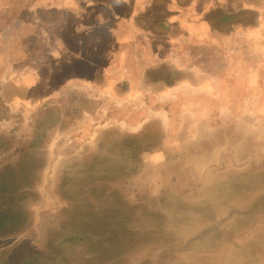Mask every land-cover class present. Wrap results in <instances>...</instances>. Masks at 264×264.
Listing matches in <instances>:
<instances>
[{
	"label": "rangeland",
	"instance_id": "rangeland-1",
	"mask_svg": "<svg viewBox=\"0 0 264 264\" xmlns=\"http://www.w3.org/2000/svg\"><path fill=\"white\" fill-rule=\"evenodd\" d=\"M52 4L0 0V264H264L258 7L162 93L73 81Z\"/></svg>",
	"mask_w": 264,
	"mask_h": 264
},
{
	"label": "crops",
	"instance_id": "crops-1",
	"mask_svg": "<svg viewBox=\"0 0 264 264\" xmlns=\"http://www.w3.org/2000/svg\"><path fill=\"white\" fill-rule=\"evenodd\" d=\"M53 2L49 7L59 11L55 18L62 33L55 41V50L46 53L45 58L55 60L56 66L57 61L61 66L69 65L73 81L87 87L95 85L96 89L99 86L100 91H113L122 85L123 90H140L141 84H161L162 93H166L181 81L189 82L180 74H190L195 58L207 59L211 46L223 54L222 44L229 37L223 36L219 18L230 15L228 24L234 25L239 10L243 16H250L258 7L255 11L261 14L258 26L252 31L244 27L236 30L237 33L257 35L255 41L258 37L264 39V0ZM190 44L200 45L202 52L192 54ZM199 64L204 75L200 82H206L207 86L216 74ZM173 73L178 76L174 77ZM169 74L172 78L167 82L165 78ZM215 85L219 86L217 80Z\"/></svg>",
	"mask_w": 264,
	"mask_h": 264
},
{
	"label": "trees",
	"instance_id": "trees-1",
	"mask_svg": "<svg viewBox=\"0 0 264 264\" xmlns=\"http://www.w3.org/2000/svg\"><path fill=\"white\" fill-rule=\"evenodd\" d=\"M173 75L174 77L178 76L177 73L175 74L173 73ZM171 78H172V74H169L167 75L165 80H167V82H170ZM19 219H20L19 212L13 213L12 211L10 212L9 209H7V211H1L0 212V233L11 230L14 227L13 223H15L16 221H19Z\"/></svg>",
	"mask_w": 264,
	"mask_h": 264
}]
</instances>
